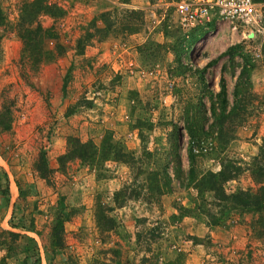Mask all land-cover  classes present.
Masks as SVG:
<instances>
[{
    "label": "rangeland",
    "instance_id": "1",
    "mask_svg": "<svg viewBox=\"0 0 264 264\" xmlns=\"http://www.w3.org/2000/svg\"><path fill=\"white\" fill-rule=\"evenodd\" d=\"M135 1L44 0L52 12L39 13L33 25L47 35L43 57L52 59L36 66L20 56L23 0H0V111L9 107L11 117L8 129L0 124V264H23L16 243L24 236L35 240L39 264H264V229L260 235L250 226L259 214L221 211L222 202L210 193L199 199L189 182L218 171L222 157L243 164L264 150V2L256 4V26L241 31L217 20L183 36L174 14L180 0ZM234 44L233 56L203 68ZM242 59L250 86L235 101ZM220 76L223 116L215 96ZM210 100L218 118L210 115ZM188 117L199 120L202 139L191 146V177ZM67 137L102 144L99 151L112 143L127 162L61 161ZM173 152L180 182L172 177ZM39 156L44 178L35 167ZM163 169L170 183L160 195L155 185L163 176L152 174ZM222 187L253 191L256 184L244 170ZM202 206L218 222L209 225ZM58 216L60 248L48 233ZM6 231L20 238L12 242Z\"/></svg>",
    "mask_w": 264,
    "mask_h": 264
},
{
    "label": "trees",
    "instance_id": "2",
    "mask_svg": "<svg viewBox=\"0 0 264 264\" xmlns=\"http://www.w3.org/2000/svg\"><path fill=\"white\" fill-rule=\"evenodd\" d=\"M253 3L257 4L259 2H264V0H251ZM54 6L50 5L49 3L44 2V0H31L26 1L23 0L21 11L18 14V22H17V31L16 35L21 40V49H20V56L21 58L26 57L27 59H31L34 64L40 63V61H47L51 60L52 58H44V53L46 52L43 49L42 42L44 39L47 38V35L44 34V30L40 28V26L36 23L33 25L36 16L39 13H51L52 8ZM264 9V8H263ZM175 14V19L177 23L178 29L182 32L183 36L190 34L195 29H205L210 27L212 24L216 22V17L213 16L209 22L206 23L205 26L195 27L189 31L184 32L185 30L182 29L177 22V16ZM264 20V19H263ZM3 23V16L0 12V24ZM264 24V21H263ZM237 45H229L223 51L219 52L215 57L208 60L203 68L208 67L209 65L214 64L220 57L228 55L233 56V53L236 49ZM261 50L264 52V35L261 45ZM249 73H250V65L246 62V60L242 59L239 71L236 75V79L233 83L232 95L236 100H240L245 93L249 90L250 81H249ZM61 88H64V80L62 81ZM217 105L219 107V115L224 114V109L226 105V90L223 77H219V89L215 92ZM200 109L202 111L201 118L203 119V112H205L204 105L202 103H198ZM214 101L210 100L209 111L211 117H217L215 114ZM229 111H227L226 115ZM10 111L9 107L3 106L2 110L0 111V124L3 125L4 129L9 128L10 122ZM194 119L193 117H188L185 119V128L188 135V145L190 144V149L186 150V156L188 159V168L187 174L189 177L192 176V167L190 162L193 160V155L191 153V146H193L194 141L196 142L197 139H201L199 134L195 133V126L197 125V121L199 120ZM201 121V120H200ZM205 136V135H204ZM202 140V139H201ZM67 149L64 155L60 156L59 159L63 161L64 158H76L80 162H88V164H92L95 160L98 161H105L107 159L112 158L114 161L120 160L123 163H126L127 160L122 158L123 153H119V149H116V145L112 143H108L105 150L99 148L102 144L96 145L93 143L92 140L88 139L86 141H80L74 137H67L66 138ZM103 143V142H102ZM98 154H100L98 156ZM36 164V169L38 175L40 177H45L46 175V165L43 158L39 156ZM172 177L177 179L180 182V178H182L183 171L180 169V159L179 155L175 152L172 153ZM246 170L249 174V177L252 179L253 183L256 184V187L253 191L250 189H237L236 191H232L230 193H225L223 190V183L235 179L242 171ZM160 173L163 179V185L160 187L156 186V191L158 194H163L167 191V186L170 183V176L167 174L166 170L163 169L161 172L156 171L152 175L155 176L156 174ZM5 186L7 184V176L6 173L3 172ZM191 185L196 190V194L198 195L199 199H202L204 193H210L211 200L218 202H222L221 211L225 208L227 211L230 209H234L239 213L247 212V213H256L259 216L255 219V221L250 224V226L256 230L258 228L257 234H262L264 229V218L260 215L262 209H264V150L260 149L255 156L249 162L240 163L236 160H231L229 158H220L219 160V169L216 172L212 171H205L204 173L200 174L197 178H192L190 180ZM18 186V185H17ZM205 202V201H204ZM200 213H204L206 219L209 221V225L215 224L218 222L219 218L216 214H212L209 209H204L203 206L200 208ZM24 223H19V228H27L32 229V225H23ZM62 218L56 217L54 219V223L49 230V239L52 246L56 248L62 247ZM6 233L12 237L13 240H17L20 238L19 233H13L10 231H6ZM25 239L19 244L16 243V248L19 252L23 253V264H39L40 258L38 255V248L36 245L35 240L32 237L24 236ZM9 249L8 245H5V250ZM31 259V261H28Z\"/></svg>",
    "mask_w": 264,
    "mask_h": 264
},
{
    "label": "built area",
    "instance_id": "3",
    "mask_svg": "<svg viewBox=\"0 0 264 264\" xmlns=\"http://www.w3.org/2000/svg\"><path fill=\"white\" fill-rule=\"evenodd\" d=\"M174 12L184 32L205 26L213 16L241 31L258 25L256 4L251 0H180L174 5Z\"/></svg>",
    "mask_w": 264,
    "mask_h": 264
},
{
    "label": "crops",
    "instance_id": "4",
    "mask_svg": "<svg viewBox=\"0 0 264 264\" xmlns=\"http://www.w3.org/2000/svg\"><path fill=\"white\" fill-rule=\"evenodd\" d=\"M133 3L136 4V5H134ZM144 3H145L144 0H139V1L131 2L130 4H131L132 6H141V5L144 4Z\"/></svg>",
    "mask_w": 264,
    "mask_h": 264
}]
</instances>
